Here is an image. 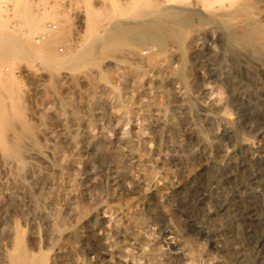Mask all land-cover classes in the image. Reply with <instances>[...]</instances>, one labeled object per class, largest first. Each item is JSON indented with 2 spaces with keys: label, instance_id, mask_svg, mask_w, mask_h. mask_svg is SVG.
I'll return each mask as SVG.
<instances>
[{
  "label": "rangeland",
  "instance_id": "rangeland-1",
  "mask_svg": "<svg viewBox=\"0 0 264 264\" xmlns=\"http://www.w3.org/2000/svg\"><path fill=\"white\" fill-rule=\"evenodd\" d=\"M194 2L178 25L185 46L164 34L56 72L18 61L12 89L0 87V264L23 248L24 264H149L151 250L159 264H188L183 240L199 246L195 264H264V57L229 42V28L246 27L218 20L230 0ZM166 3L19 8L50 6L63 20L51 47L66 52L113 21L147 27L161 15L140 11ZM18 9L0 13L5 24Z\"/></svg>",
  "mask_w": 264,
  "mask_h": 264
},
{
  "label": "bare ground",
  "instance_id": "bare-ground-1",
  "mask_svg": "<svg viewBox=\"0 0 264 264\" xmlns=\"http://www.w3.org/2000/svg\"><path fill=\"white\" fill-rule=\"evenodd\" d=\"M166 1L167 3L165 6L159 5L161 7H158L156 5H153L151 7H148V9H145V11H140V16L143 17L144 15L149 16L151 12H157L159 13V15H161V17H158L155 20H153L154 18H152V20L146 21V24H150L147 27L133 31L127 29L125 30V27L123 26L127 23L124 24V20L113 21L114 23L111 22L112 25L109 26L110 28L107 29L105 33L100 35L93 34L89 41L87 40V42L81 43L79 46L74 48L73 51L69 48L66 52H63L61 48L60 51L51 47V43L56 42L60 39L62 33H60V27L58 25L62 24L63 20L51 15H45L44 11H49L50 6L43 8V15L37 16L35 11L30 6L29 8H19L21 4L25 5L28 0H23L21 2L20 0H0V13H9L13 8H19L17 10L19 18L14 19L12 21V24H5L3 18L0 15V87L5 90H10V88L12 89L11 84L16 81L18 61L21 59L28 60L31 65H36V62L38 61L45 68L55 72L59 71L61 68L78 70L91 61L98 59L103 52H109L110 50H112V48L120 47L124 43L136 42V40L139 41V43H147L154 40L162 42L163 36H165L166 34L172 37H176V35L180 36L182 32L178 28V25H181L186 21L188 12H190L192 9L191 5H194L195 2L194 0ZM210 1L214 2L215 0ZM259 1L261 0H230V3L227 5L226 10L220 12L217 15L219 16V21H224L225 19L230 18L232 15L246 17V19H243V21L245 20L244 23L246 25V27L243 26L244 24L242 25L243 27H245L243 31L235 33L236 29H234L235 31L233 30L234 32L232 31V29H228V40L230 43L239 44L240 46L245 47L247 50L249 49L255 51L257 54L259 53L262 55V57H264V21L258 16V10L260 6ZM34 3L35 1L33 2V4ZM210 4H208V7ZM215 6L216 5H214V7ZM51 8L53 7L51 6ZM126 8L124 6H121L118 9L127 11L128 8ZM203 10L205 12L207 11L205 10V8ZM55 12L57 13V15H59L60 13L59 11ZM212 13H209L210 17L213 16ZM215 20H217V18ZM130 22H128V24H130ZM53 25H55V28ZM182 38L180 36L179 43L182 46H185L184 40ZM7 65H9L11 69L10 67H7ZM132 74L136 75L138 74V71L134 70L132 71ZM104 78L107 79L106 76H104ZM113 92L119 93L120 91L116 86H114ZM14 106L12 107H14L16 112L20 113L21 109L16 107L15 104ZM0 122H3V118L1 116ZM2 127L4 126L2 125V123H0V128ZM3 145L4 147L8 148V143L6 142V140L3 142ZM140 215L135 216V221L138 223V225L144 224V219ZM139 228V230H136V232H134V236L136 237V239L141 238L142 227ZM183 242L184 253L187 262L188 264H193L194 261L197 260L198 252L196 253V251L198 250L197 248H199V246L191 242V240H183ZM23 249H19L17 255L14 256L15 264H24L25 253L27 252H24L25 249ZM158 255L159 253L156 250L147 252L146 256L149 260V264H159L160 258ZM27 260L29 261L28 257ZM37 262L38 264H44L43 259H40ZM220 263L224 264L223 262Z\"/></svg>",
  "mask_w": 264,
  "mask_h": 264
},
{
  "label": "built area",
  "instance_id": "built-area-1",
  "mask_svg": "<svg viewBox=\"0 0 264 264\" xmlns=\"http://www.w3.org/2000/svg\"><path fill=\"white\" fill-rule=\"evenodd\" d=\"M54 26V28H55V25H53Z\"/></svg>",
  "mask_w": 264,
  "mask_h": 264
}]
</instances>
